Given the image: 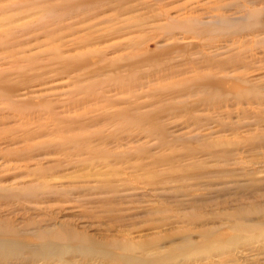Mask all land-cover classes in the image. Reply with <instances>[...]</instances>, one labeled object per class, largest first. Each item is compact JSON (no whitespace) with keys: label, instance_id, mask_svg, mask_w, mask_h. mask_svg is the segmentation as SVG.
Returning <instances> with one entry per match:
<instances>
[{"label":"rangeland","instance_id":"rangeland-1","mask_svg":"<svg viewBox=\"0 0 264 264\" xmlns=\"http://www.w3.org/2000/svg\"><path fill=\"white\" fill-rule=\"evenodd\" d=\"M96 2L0 0V264H264V0Z\"/></svg>","mask_w":264,"mask_h":264},{"label":"bare ground","instance_id":"bare-ground-1","mask_svg":"<svg viewBox=\"0 0 264 264\" xmlns=\"http://www.w3.org/2000/svg\"><path fill=\"white\" fill-rule=\"evenodd\" d=\"M96 1L97 0H95V3H97ZM71 237L73 239V236H71ZM64 241H65V239H64ZM14 244H18V243L15 241H11V240H0V253H2V251L5 250V248L10 247L11 245H14ZM63 245H64V243H60V242L58 243V242H53V241L48 240V241H44L40 247H34L33 250L36 248V250H34V253H36V255H38L36 257H42V259H49V258H52L55 256L63 255L64 253H67L69 251L85 252L86 254L95 253V254H99V256L102 254H104L105 256L111 254V253H108L105 251L104 252L103 251H101V252L95 251L93 249V247L84 246V245H77L76 248L72 247L70 245H66V246L65 245L63 246ZM18 246H19V244H18ZM121 249L127 250L125 247L121 248ZM117 258H118V260L121 261L122 264H155L154 259L145 258L142 256H137V255L132 256V255H128V254L123 253V254H118ZM87 259L90 262L95 261L92 258L89 259V257H87Z\"/></svg>","mask_w":264,"mask_h":264}]
</instances>
